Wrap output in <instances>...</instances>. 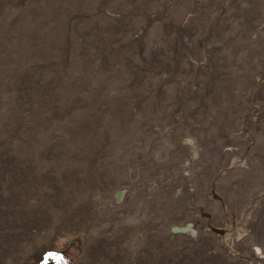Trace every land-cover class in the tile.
<instances>
[{
  "label": "rangeland",
  "instance_id": "1",
  "mask_svg": "<svg viewBox=\"0 0 264 264\" xmlns=\"http://www.w3.org/2000/svg\"><path fill=\"white\" fill-rule=\"evenodd\" d=\"M46 258L264 264V0H0V264Z\"/></svg>",
  "mask_w": 264,
  "mask_h": 264
},
{
  "label": "snow or ice",
  "instance_id": "2",
  "mask_svg": "<svg viewBox=\"0 0 264 264\" xmlns=\"http://www.w3.org/2000/svg\"><path fill=\"white\" fill-rule=\"evenodd\" d=\"M49 258L61 259V258H59V257H49ZM47 259H48V258H46V260H45V264H47Z\"/></svg>",
  "mask_w": 264,
  "mask_h": 264
},
{
  "label": "trees",
  "instance_id": "3",
  "mask_svg": "<svg viewBox=\"0 0 264 264\" xmlns=\"http://www.w3.org/2000/svg\"><path fill=\"white\" fill-rule=\"evenodd\" d=\"M65 255H66V253H64V254H62L61 256H59V258L64 257Z\"/></svg>",
  "mask_w": 264,
  "mask_h": 264
}]
</instances>
